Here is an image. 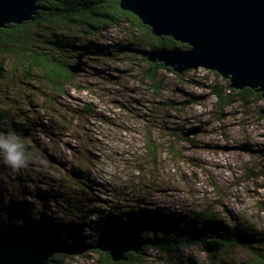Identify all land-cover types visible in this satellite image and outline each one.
Returning a JSON list of instances; mask_svg holds the SVG:
<instances>
[{
  "label": "rangeland",
  "instance_id": "1",
  "mask_svg": "<svg viewBox=\"0 0 264 264\" xmlns=\"http://www.w3.org/2000/svg\"><path fill=\"white\" fill-rule=\"evenodd\" d=\"M127 27L76 42L88 43L89 53L79 57L80 69L63 95L33 80L4 90L22 76L6 68L0 137L15 135L27 160L12 169L0 150V233L48 244L63 222L73 234L69 242L78 229L75 241L85 246L96 220L130 209L183 219L206 211L215 216L200 224L208 233L227 231L243 218L264 232V98L219 109L212 89L225 79L201 67L180 77L160 72L156 93L143 79L146 65L139 55L116 51L137 41L138 32ZM148 49L144 42L141 50ZM87 105L90 111H82ZM13 121L36 128L16 133L9 129ZM148 131L153 155L145 148ZM82 245L50 258L56 264H100L98 254ZM215 256L204 245L180 250V258L193 264L250 258L240 249ZM162 258L152 253L146 263L163 264Z\"/></svg>",
  "mask_w": 264,
  "mask_h": 264
},
{
  "label": "trees",
  "instance_id": "2",
  "mask_svg": "<svg viewBox=\"0 0 264 264\" xmlns=\"http://www.w3.org/2000/svg\"><path fill=\"white\" fill-rule=\"evenodd\" d=\"M37 6L39 9L32 20L21 24L10 23L5 28H0V90L3 89L1 82L6 78V68H11L22 72V76L11 78L10 86L4 90L26 83V80H33L43 84L51 94L63 95L65 87L72 84L77 75L72 68L79 62V57L89 53L88 43L76 42L123 24L138 32V37L133 39L137 41L119 44L116 51L139 55V60L146 65L142 73L143 79L156 93L158 88L155 81L160 72L174 70L158 60H149V52L188 48L186 44L177 42L170 36L153 35L150 27L144 25L136 15L121 9L119 0H44L38 2ZM57 33L59 35H56ZM144 42L149 47L147 51L141 50ZM176 75L180 77L178 73ZM215 75L219 74L215 72ZM212 95L219 109L227 108L237 101L264 98L254 89L237 90L230 87L227 79L225 85L213 86ZM45 100H48L47 97ZM89 108L87 105L81 109L86 112L90 111ZM4 119L0 114V122ZM35 128V125L26 126L21 121H13L9 129L16 133L22 131L20 134L27 135L29 132L26 130L34 131ZM145 148L153 155V142L149 131L145 138ZM261 152L264 153V150ZM68 211L72 212L71 209ZM214 218V215L206 211L194 218L183 219L168 217L161 212L147 214L130 209L120 214V217L108 216L96 220L91 227L92 238L85 246L75 241L78 229L74 232L75 237L69 242L73 234L70 226L63 222L58 223V227L49 235L48 243L54 244L57 252L65 250L69 255V249H77L82 245L81 250L85 247V250L98 254L97 261L100 264H147L146 256L152 253L158 258L163 257V264H193L180 258V250L199 245H204L211 257L216 253L223 254L240 249L250 257L242 264H264V232L256 231L252 224L243 218V221L238 220L227 231L208 233L200 224L212 222ZM118 235L132 238L137 250L125 252L122 259L113 261L108 252L101 251L98 247ZM46 264H56V261L50 258Z\"/></svg>",
  "mask_w": 264,
  "mask_h": 264
},
{
  "label": "water",
  "instance_id": "3",
  "mask_svg": "<svg viewBox=\"0 0 264 264\" xmlns=\"http://www.w3.org/2000/svg\"><path fill=\"white\" fill-rule=\"evenodd\" d=\"M44 0H0V28L33 19ZM155 36H170L187 49L149 52L177 73L205 68L264 97V0H119ZM80 69L77 63L72 70ZM113 261L137 250L132 238L115 237L98 247ZM57 249L41 240H23L0 233V264H46Z\"/></svg>",
  "mask_w": 264,
  "mask_h": 264
},
{
  "label": "clouds",
  "instance_id": "4",
  "mask_svg": "<svg viewBox=\"0 0 264 264\" xmlns=\"http://www.w3.org/2000/svg\"><path fill=\"white\" fill-rule=\"evenodd\" d=\"M0 150L3 152L5 163L12 169L25 166L27 160L25 149L15 135L9 138L0 137Z\"/></svg>",
  "mask_w": 264,
  "mask_h": 264
},
{
  "label": "flooded vegetation",
  "instance_id": "5",
  "mask_svg": "<svg viewBox=\"0 0 264 264\" xmlns=\"http://www.w3.org/2000/svg\"><path fill=\"white\" fill-rule=\"evenodd\" d=\"M82 57L87 58V55L84 54ZM81 59H82V58H81Z\"/></svg>",
  "mask_w": 264,
  "mask_h": 264
}]
</instances>
